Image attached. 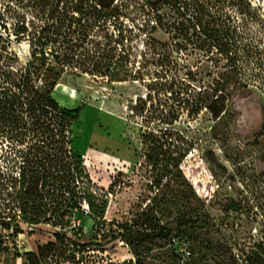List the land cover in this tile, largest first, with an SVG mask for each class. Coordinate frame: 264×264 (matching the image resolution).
Masks as SVG:
<instances>
[{
	"label": "rangeland",
	"instance_id": "rangeland-1",
	"mask_svg": "<svg viewBox=\"0 0 264 264\" xmlns=\"http://www.w3.org/2000/svg\"><path fill=\"white\" fill-rule=\"evenodd\" d=\"M39 2L0 0L1 85L7 81L5 73L19 75L32 61L37 48L34 25H41L35 18ZM115 6L118 19L109 20L103 30L89 31L88 40L77 48L85 52L95 48L90 41H118L126 60L117 76L65 69L58 81L77 93L82 112L70 128L73 148L85 160L93 182L107 191L105 220L95 223L84 207L85 215L75 210L65 228L32 227L16 208V219L6 220L9 228L0 226V264H136L118 224L156 208L164 197L173 204L163 220L172 221L187 211L185 197L191 189L207 203L218 230L213 237L228 264H247L245 257L253 253L262 263L264 0H116ZM155 13L176 28L157 25ZM230 23L240 27L238 51L210 39L226 32ZM64 31L75 39L86 37L76 23ZM60 96L71 104L69 94ZM211 104L214 112L223 110L219 118L208 110ZM13 144L0 133L1 208L11 191L6 153ZM181 158L173 175L163 172L168 162ZM56 233L99 246L89 244L85 253L70 247L65 254ZM161 246L146 264L167 260L172 245ZM174 246L178 251L188 247ZM69 255L76 260L70 261Z\"/></svg>",
	"mask_w": 264,
	"mask_h": 264
},
{
	"label": "trees",
	"instance_id": "trees-1",
	"mask_svg": "<svg viewBox=\"0 0 264 264\" xmlns=\"http://www.w3.org/2000/svg\"><path fill=\"white\" fill-rule=\"evenodd\" d=\"M115 1L40 0L35 5L38 10L35 18L41 25L37 27L34 23L33 39L37 48L31 56L32 61L19 75L5 73L7 81L0 84V133L14 143L6 153L11 191L8 200L0 207V226L9 228L6 220L16 219V208L23 221L32 227L53 225L65 228L75 210L85 215L84 207L88 208L86 213L95 223L105 220L109 205L107 191L93 182L85 160L73 148L70 128L80 118L82 110L61 107L53 93L65 69H82L88 74L111 75L112 78L117 76V68L126 60L125 55L119 54L118 41L108 40L105 44L90 41L95 43V48L85 52H78L77 48L88 40L89 31L96 27L103 30L109 20L118 19L120 11ZM232 5L239 7L241 14H247L241 5ZM154 20L159 26L176 28L175 23L158 13H155ZM227 20L233 22L230 17ZM75 23L80 27L81 36L86 37L75 39L69 31H64L73 29ZM239 28L236 23H230L226 32L218 31L210 39L217 46L236 48ZM50 44L54 46L51 53L47 51ZM249 46L257 48L254 41H250ZM50 57L59 71L54 70ZM213 109L211 104L208 110L219 118L223 110L217 113ZM25 143L28 147H21ZM182 160L168 162L163 172L173 175ZM185 198L189 203L187 211L172 221L163 220L173 204L164 197L156 208L141 213L130 223L118 224L122 230L119 236L124 238L127 235L125 240L133 250L136 264H146L154 248H164L161 243L172 245V249L167 260L159 261V264H228L221 251L222 245L213 237L218 230L206 201L193 189ZM55 238L59 246L65 248V254L70 247H79L80 253H85L89 244L99 246L95 242L81 244V240L73 241L66 233H56ZM176 244H187L188 247L186 251H178ZM68 258L76 260L75 255ZM244 261L264 264L256 253L248 255Z\"/></svg>",
	"mask_w": 264,
	"mask_h": 264
},
{
	"label": "bare ground",
	"instance_id": "bare-ground-1",
	"mask_svg": "<svg viewBox=\"0 0 264 264\" xmlns=\"http://www.w3.org/2000/svg\"><path fill=\"white\" fill-rule=\"evenodd\" d=\"M60 93L64 94V95L69 94L71 96V98L73 100H72L70 105L64 104L63 98H61ZM76 94L77 93L73 89H71L67 86L58 84V86L56 87V89L53 93V98L57 101V103L61 107L73 110V109H77L78 105H79V101H77V99H76V97H77Z\"/></svg>",
	"mask_w": 264,
	"mask_h": 264
},
{
	"label": "built area",
	"instance_id": "built-area-1",
	"mask_svg": "<svg viewBox=\"0 0 264 264\" xmlns=\"http://www.w3.org/2000/svg\"><path fill=\"white\" fill-rule=\"evenodd\" d=\"M87 210V209H86Z\"/></svg>",
	"mask_w": 264,
	"mask_h": 264
}]
</instances>
